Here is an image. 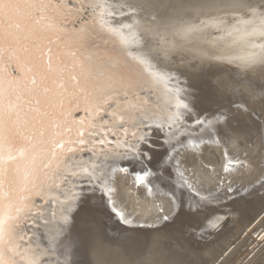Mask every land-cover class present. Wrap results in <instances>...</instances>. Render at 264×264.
Returning <instances> with one entry per match:
<instances>
[{"label":"snow or ice","instance_id":"6c2138e0","mask_svg":"<svg viewBox=\"0 0 264 264\" xmlns=\"http://www.w3.org/2000/svg\"><path fill=\"white\" fill-rule=\"evenodd\" d=\"M234 7L0 0V264H264V52L193 44Z\"/></svg>","mask_w":264,"mask_h":264},{"label":"bare ground","instance_id":"6f19581e","mask_svg":"<svg viewBox=\"0 0 264 264\" xmlns=\"http://www.w3.org/2000/svg\"><path fill=\"white\" fill-rule=\"evenodd\" d=\"M256 1L231 0V3L236 5V7L229 9L226 13H233L243 7L250 8L249 6H255ZM209 21H205L208 25H203L197 20L192 21V23L199 25L193 44L197 49H202L207 56L212 58L210 63L236 72L240 70L237 65L241 64L243 59L247 58L250 53L264 52V49H260L261 44L264 43V31H246L247 27L244 25H232L226 29H220L213 27ZM125 22L135 25L132 20ZM128 31H136V28L134 27ZM99 227L114 244L119 241L120 229L116 222L101 216Z\"/></svg>","mask_w":264,"mask_h":264},{"label":"rangeland","instance_id":"374dc122","mask_svg":"<svg viewBox=\"0 0 264 264\" xmlns=\"http://www.w3.org/2000/svg\"><path fill=\"white\" fill-rule=\"evenodd\" d=\"M114 3H121L123 0H113ZM264 4V0H257L256 5ZM255 5V6H256ZM219 20H210V24L213 27H217L220 29H226L232 25L242 26L244 25L246 31H264V28H261V21L258 18L259 12L254 16L253 13L250 11V8L243 7L240 9L235 10L233 13H219ZM205 21H208L207 18H202ZM200 22L199 19H197ZM201 23V22H200ZM208 25V23H203V25ZM260 49H264V43L261 44Z\"/></svg>","mask_w":264,"mask_h":264}]
</instances>
